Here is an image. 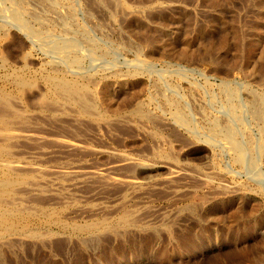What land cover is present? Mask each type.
<instances>
[{
  "label": "rangeland",
  "instance_id": "374dc122",
  "mask_svg": "<svg viewBox=\"0 0 264 264\" xmlns=\"http://www.w3.org/2000/svg\"><path fill=\"white\" fill-rule=\"evenodd\" d=\"M0 264H264V0H0Z\"/></svg>",
  "mask_w": 264,
  "mask_h": 264
},
{
  "label": "bare ground",
  "instance_id": "6f19581e",
  "mask_svg": "<svg viewBox=\"0 0 264 264\" xmlns=\"http://www.w3.org/2000/svg\"><path fill=\"white\" fill-rule=\"evenodd\" d=\"M231 143V142H230ZM105 234V233H104ZM104 237V236H103Z\"/></svg>",
  "mask_w": 264,
  "mask_h": 264
}]
</instances>
